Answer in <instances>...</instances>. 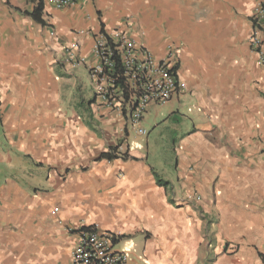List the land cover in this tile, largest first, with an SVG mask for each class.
<instances>
[{
	"label": "crops",
	"instance_id": "crops-1",
	"mask_svg": "<svg viewBox=\"0 0 264 264\" xmlns=\"http://www.w3.org/2000/svg\"><path fill=\"white\" fill-rule=\"evenodd\" d=\"M39 2L43 24L24 15ZM256 4L0 0V264H70L89 226L116 234L126 264H264ZM101 30L176 63L184 88L147 108L145 135L83 97L87 68L65 61L74 42L92 60Z\"/></svg>",
	"mask_w": 264,
	"mask_h": 264
},
{
	"label": "built area",
	"instance_id": "built-area-1",
	"mask_svg": "<svg viewBox=\"0 0 264 264\" xmlns=\"http://www.w3.org/2000/svg\"><path fill=\"white\" fill-rule=\"evenodd\" d=\"M56 8H66L79 0H52ZM252 18L251 49L264 66V0H257ZM78 42L65 51V61L73 68L85 66L95 101L120 113L141 135L143 116L150 105H163L183 90L176 77V63L171 54L156 59L152 53L132 41L125 32L110 35L103 30L94 36L91 58L77 55ZM117 156H123L121 146ZM78 239L70 254V264H126L124 253L115 250L116 234L89 226L76 230Z\"/></svg>",
	"mask_w": 264,
	"mask_h": 264
},
{
	"label": "trees",
	"instance_id": "trees-1",
	"mask_svg": "<svg viewBox=\"0 0 264 264\" xmlns=\"http://www.w3.org/2000/svg\"><path fill=\"white\" fill-rule=\"evenodd\" d=\"M41 7L42 4L41 2H39L37 4V7L30 13L25 12L24 15H27L28 17H30L33 21L43 24L41 18H40V12H41ZM252 20V18H251ZM252 22V21H251ZM102 31V30H101ZM119 145H117L114 148H110L106 153L100 154L99 157L97 158L98 160H107V161H112L114 159H117V151H118ZM158 184L159 185H166V183H162L160 180H158Z\"/></svg>",
	"mask_w": 264,
	"mask_h": 264
},
{
	"label": "rangeland",
	"instance_id": "rangeland-1",
	"mask_svg": "<svg viewBox=\"0 0 264 264\" xmlns=\"http://www.w3.org/2000/svg\"><path fill=\"white\" fill-rule=\"evenodd\" d=\"M83 83H84L83 84V89H82L83 97L87 98V100H92V98H91V90H93V89H92V85H91V82H90V79H89L88 71H87V73H84Z\"/></svg>",
	"mask_w": 264,
	"mask_h": 264
}]
</instances>
